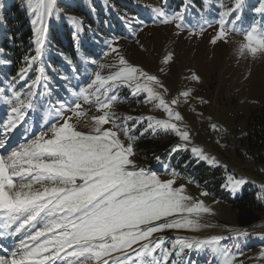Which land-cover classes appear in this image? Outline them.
<instances>
[{
	"label": "rangeland",
	"instance_id": "1",
	"mask_svg": "<svg viewBox=\"0 0 264 264\" xmlns=\"http://www.w3.org/2000/svg\"><path fill=\"white\" fill-rule=\"evenodd\" d=\"M36 2L37 0H32L33 5ZM234 2L235 0H228V4L224 6V1L221 3L219 0L216 1L217 5L224 6V8L220 7L222 13L229 7H234ZM28 3L29 0H0V41L2 43L8 41L12 35H15L13 46L15 45V49L19 48L21 56L19 57L21 60L17 61L15 66L19 69L18 75L11 78V80L19 78L18 82L8 89L11 95L12 90L19 91L22 98H24L22 83L25 78L30 75L32 69H36L38 64L41 67V63H45L43 54L42 58H39L40 61L36 58L31 65L26 64L27 59L36 56L35 28L39 27L32 24L37 13L29 10ZM66 5L78 7L87 14L92 23H84L79 17L69 13ZM57 8L63 10L59 17L53 15L45 21L47 27L45 43L49 30H55L58 35L62 31L67 33L73 31V38L75 35L74 39L79 46L85 47L89 53L88 60L82 58L84 73L79 80L80 87L70 90L74 99H76L74 93L86 88L95 79L96 72L105 78L118 72L123 67L119 64L121 57L127 61L128 66L157 77L160 84H153L152 87L163 96L175 112L181 115V121L172 122L178 125L181 132L189 133V141L182 140L180 135L172 130L164 131L156 128L155 131H145L149 120L153 123L156 120L164 121L168 120V116L163 109L156 107L157 101L149 102L147 94L142 92L135 95L138 98L137 113H123L126 114L124 120L120 122L116 120V123L128 126L129 120L133 119L136 125L141 126L143 132L152 133L158 139L176 136L175 146L184 150L189 149L191 159L226 167L228 171L224 186L226 190L236 194L243 192L244 187L248 186V191L253 192L262 211L260 223L244 230L237 224L236 212L230 204L207 192L194 177H185V174H180L168 164L156 165L158 167L155 168L140 161L133 140L131 143L135 154L131 159L138 168L157 174L162 181L174 179L173 187L184 189L183 194L190 198L186 202L189 206L202 203L209 209L207 213L199 212L192 215L183 213L167 217V221L191 219L194 224L191 228L165 229L154 233L150 240L133 245V249L138 250L142 244L152 246L156 241H163L152 257L145 256L141 259H154L156 264H196V256L199 255L201 264L205 262L223 264V257L214 254L209 246L199 249L194 246L192 249L184 248L182 251L180 245L173 248L177 240L191 242L220 237V243L216 247L235 254L232 264H264V147L261 150L250 151L245 138L251 129L248 122L252 119L253 112L258 111L264 115V53H257L253 57L249 52H244L243 55L239 52L241 46L246 43L244 34L252 26L264 32V0H244L242 8L229 16L232 20L226 18L228 20L226 27L230 30L234 27L235 31H230L227 42L216 43L212 41L218 35L221 13L217 14L215 9L205 13V18L196 26L194 17L187 22L184 21L183 16L182 19H177L175 17L179 15L167 12L166 7L159 0H57ZM157 9L164 11L166 16L160 17ZM236 16H239V19L233 24V18ZM70 17L81 22L82 28L79 33H76ZM18 18L25 20L26 24L24 25V22L19 21ZM105 20L125 28L128 33L124 36L113 35L110 39L104 37L102 38L104 42H100L101 37L95 28ZM178 24L181 27H177ZM23 32L25 33L22 34ZM100 43L102 47L99 46ZM113 47L118 51H111ZM3 56L0 49V69L6 65ZM91 60L97 63L92 64ZM100 65L104 67L100 68ZM26 67L27 72L21 79L19 73ZM36 71V77L39 75L42 80L43 70ZM194 77L199 79L196 80ZM124 85L133 93L134 88ZM95 92V88L90 90L91 103L81 101L79 111L83 115L79 119L72 113L66 114L72 115L70 122L74 124L76 130L85 134H92L93 117L104 115L105 112L114 113V110L124 112L120 105H114L116 101L113 102L111 109L101 110L95 100ZM102 93L103 90H101L103 100ZM112 94L108 93V95ZM173 100L177 103L172 104ZM36 105L34 101V108L27 110V113L32 111L37 115ZM8 110L5 109L1 113L0 126L11 115L10 109ZM6 115V120L2 121ZM49 115L56 116V110L47 113L46 117ZM41 127L46 130L37 132L31 129L32 132L29 133L38 137L48 131L49 124H43ZM109 129L118 131L119 138L125 146L130 143L125 138V134L111 122L103 126V130ZM29 133L25 131L23 135L28 136ZM6 139L3 140L6 147L0 149V154L7 152L9 138ZM194 148L202 149L208 159H198L192 151ZM260 157L262 162L258 160ZM170 172H174L175 175H171ZM236 181L243 183L233 191L232 187ZM205 192L208 195H202ZM163 222L165 221H160ZM245 232L247 236L240 235ZM158 234L162 236L156 240ZM237 236L239 239H235ZM133 249H129L128 253L132 261H135L136 255ZM166 252L168 255H165Z\"/></svg>",
	"mask_w": 264,
	"mask_h": 264
},
{
	"label": "snow or ice",
	"instance_id": "2",
	"mask_svg": "<svg viewBox=\"0 0 264 264\" xmlns=\"http://www.w3.org/2000/svg\"><path fill=\"white\" fill-rule=\"evenodd\" d=\"M243 4L244 0H235L234 7L221 13L218 35L212 43L227 42L230 31L235 28L226 27V18L238 12ZM27 7L37 13L32 24L39 25L35 28L36 56L26 60V64L31 65L44 54L45 21L53 15L59 17L63 10L57 8V0H37L35 5L29 0ZM156 11L160 17L166 16L164 11ZM175 18L182 19V16ZM69 19L79 33L81 22L76 18ZM238 19L239 16L234 17L232 23ZM244 39L246 43L239 49L241 55L249 52L255 57L257 53H264V32L259 28L252 26L244 34ZM111 51L117 52L118 49L113 47ZM90 62L97 63L95 60ZM119 64L123 67L106 78L96 72L95 79L86 88L74 93L75 100L58 102L56 123L49 125L48 131L6 154H0V235L8 238L20 236L18 247L11 252L10 262L0 260V264H156L154 259L141 258L152 257L163 241H156L152 246L142 244L138 250L133 249V245L148 241L154 233L165 229L191 228L194 224L191 219L167 221V217L209 212L202 203L189 206L186 202L190 198L183 194V188L173 187L174 179L162 181L157 174L135 165L131 159L135 154L131 143L134 137L127 125L116 123L119 118L114 113L105 112L93 117L92 134L76 130L70 122L72 115L77 119L83 115L79 111L81 101L91 103V89H96L95 100L99 108L105 110L111 109L113 102L118 100L114 94L116 88L126 84L134 88L133 95L146 93L149 102L157 101L156 107L167 113L168 120L154 123L149 120L145 131H155L156 128L172 130L182 140L189 141V133L181 132L172 122L181 121V115L152 87L160 84L157 77L128 66L122 57ZM26 72L27 67L19 73L21 79ZM40 82L41 76L38 75L28 86L29 91L23 94L24 98L19 91L12 90L11 101H6L11 103V115L4 125L7 131L15 129L24 121L27 110L34 108L37 93L32 89ZM109 92L113 94L108 95ZM109 122L125 134L130 141L127 146L119 138L118 131L103 130ZM4 139L6 137L0 138V149L6 147ZM192 151L198 159H208L202 149ZM170 174L175 175L174 172ZM241 183L243 181H236L232 190L235 191ZM240 235L247 236V233ZM220 239L177 240L173 248L180 245L182 251L194 246L197 249L209 246L214 254L223 257V264H232L235 254L216 247ZM129 249L135 252V261H132ZM116 253L122 255H114Z\"/></svg>",
	"mask_w": 264,
	"mask_h": 264
},
{
	"label": "trees",
	"instance_id": "3",
	"mask_svg": "<svg viewBox=\"0 0 264 264\" xmlns=\"http://www.w3.org/2000/svg\"><path fill=\"white\" fill-rule=\"evenodd\" d=\"M164 6L168 9L170 13L182 12L186 13L187 20H190L191 17H194L196 23L199 22V11H206L207 8L215 9L217 14L222 13V9L225 5L228 4V0H219L224 1L225 4L217 5L216 1L218 0H159ZM221 7V8H220ZM66 10L75 14L79 17L84 23H92L90 18L85 14V12L80 11L78 7H73L71 5H66ZM8 16L10 14H7ZM6 15V16H7ZM232 20V17H228ZM12 20V18H11ZM19 21L24 22L25 20L19 19ZM200 23V22H199ZM98 33L103 34L104 36L125 35L126 30L123 27H118L113 25L110 21H103L101 25L95 29ZM64 32V33H63ZM23 32L22 34H24ZM21 34V35H22ZM15 35H12L14 38ZM24 39V38H23ZM101 41H103L101 39ZM9 46L10 43H9ZM34 46L33 44L31 45ZM102 47V44L100 43ZM49 53L48 61L53 63L56 66L62 67L64 64L59 62L56 59L57 56L62 57L65 66H64V76L63 80L65 90L72 86L75 79V71L81 75L84 71L81 59L82 57L88 59L89 53L85 47L81 48L82 56L79 53V50L76 47V40L73 38V31L67 33V31H62L61 34L55 33V30H52L47 44ZM14 51L13 54L16 57V60H21L19 48L15 50L14 47H11ZM80 55V57H79ZM10 64L13 66L10 76L16 75L18 70L15 66L17 65L16 61H11ZM31 76L34 74L33 70L31 71ZM29 90V89H28ZM118 100L114 104L115 106L120 105L121 109L124 112L119 110H114V113L119 118L117 121H123V117L126 114L123 113H137L138 98L133 95L130 90L122 85L116 88L114 93ZM249 129L248 135L245 136L247 147L250 151L256 149H262L264 147V115L258 111L253 112L252 119L249 120ZM129 130H131V135L134 137V146L135 152L139 157V160L149 165H160L168 164L171 168H175L180 174H185V176L194 177L204 188L215 196L218 199L226 201L237 215V224L240 227H250L255 224L260 223L262 220V211L259 208L258 201L253 196V192H249L248 186H245L243 192L233 194L231 191L224 188L227 182L228 171L223 165H210L205 161L199 162L198 160L191 159V151L189 149H181L174 144L177 140L176 136H170L166 139H158L152 133L143 132L141 126L136 125L133 119L129 120L128 123ZM179 148V150H177ZM261 162L262 158H258ZM158 167V166H157ZM200 262L196 263L199 264ZM191 264V263H188ZM201 264V263H200Z\"/></svg>",
	"mask_w": 264,
	"mask_h": 264
}]
</instances>
